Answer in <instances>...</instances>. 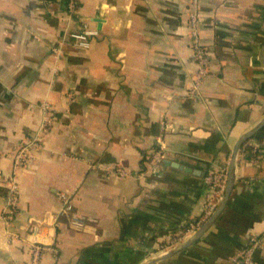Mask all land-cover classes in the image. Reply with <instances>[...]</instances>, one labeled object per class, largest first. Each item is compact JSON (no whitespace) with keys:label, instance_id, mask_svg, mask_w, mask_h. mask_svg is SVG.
Masks as SVG:
<instances>
[{"label":"crops","instance_id":"obj_1","mask_svg":"<svg viewBox=\"0 0 264 264\" xmlns=\"http://www.w3.org/2000/svg\"><path fill=\"white\" fill-rule=\"evenodd\" d=\"M67 1L0 0V264H32L34 246L36 264H146L201 216L204 177L264 119V0H76L71 18ZM84 26L99 32L88 50L53 55ZM193 28L208 56L201 80ZM44 104L52 121L16 171L8 221L14 152L40 135ZM241 147L219 215L156 264H235L262 237L264 132Z\"/></svg>","mask_w":264,"mask_h":264},{"label":"built area","instance_id":"obj_2","mask_svg":"<svg viewBox=\"0 0 264 264\" xmlns=\"http://www.w3.org/2000/svg\"><path fill=\"white\" fill-rule=\"evenodd\" d=\"M68 18H71L76 9V0H68ZM194 23V20L192 21ZM99 36V32L96 29L88 28L84 26L79 30H66L63 36L60 38L57 47L52 49L53 55L58 56L61 53V48L67 46L75 50H88L91 47V44L94 39ZM191 46L195 53L196 58V78L201 80L208 75V56L205 50L199 45L197 34L195 28L191 32ZM44 110V124L41 128L40 135L30 142L24 143L22 146L17 148L13 156V176L9 180V195L7 200L2 208L3 216L6 220L11 221L15 211L18 206V192H17V181H16V171L22 166L27 158L29 157V149L35 146L40 142L41 136L47 133L48 127L52 121V116L49 113V108L47 105H43ZM166 129L171 130V125H165ZM231 158H229L225 164L208 173L204 177V186L205 193L203 196V209L201 216L193 223L188 225L187 230L184 235L193 236L216 212L219 204L221 203L224 193L227 187V170L228 165L230 164ZM148 169L147 172L154 176H159L160 174V165L163 162V152L160 145L155 148L149 157L148 160ZM117 174L122 177L127 176L126 172L122 168H117ZM61 200L63 202V211L69 212L72 210L70 199L71 195L62 194ZM2 216V217H3ZM5 221V220H4ZM70 224L72 227L77 229H82L85 227V219L77 216L75 214L71 215ZM264 239V233L262 237H251L247 240L243 248H241L234 256L233 262L235 264H255L254 254L262 248V240ZM178 240L169 241L164 248L160 249V255H166L167 253L176 250ZM42 248L39 246L33 247V258L32 264H36Z\"/></svg>","mask_w":264,"mask_h":264},{"label":"water","instance_id":"obj_3","mask_svg":"<svg viewBox=\"0 0 264 264\" xmlns=\"http://www.w3.org/2000/svg\"><path fill=\"white\" fill-rule=\"evenodd\" d=\"M263 127H264V119L253 130H251L245 136H243L238 141L237 145L235 146V148L233 150V154H232L231 160H230V164H229L227 187H226V190H225V193H224V197H223L221 203L219 204L216 212L213 214V216L193 235L194 237L191 240H189L188 242H186L179 249L173 250V251L167 253L162 258L150 260L146 264H156L160 260H163V259H166L168 257H171L174 253H176L180 249L184 248L185 246H187L188 244H190L194 239H196L211 224V222L219 215V213L221 212L222 208L224 207V205H225V203H226V201L228 199V196H229V193H230V190H231V185H232L231 184V180H232V170H233V167H234V162H235V157H236L237 151L239 150V148L242 146V144L244 142H246L248 139L252 138ZM175 167H176V165H175ZM186 171L190 172L189 169H187Z\"/></svg>","mask_w":264,"mask_h":264},{"label":"trees","instance_id":"obj_4","mask_svg":"<svg viewBox=\"0 0 264 264\" xmlns=\"http://www.w3.org/2000/svg\"><path fill=\"white\" fill-rule=\"evenodd\" d=\"M263 132H264V127H263L261 130H259L254 136L259 137ZM254 136H253V137H254ZM253 137H252V138H253ZM245 143H246V142H245ZM245 143L242 145L241 148L244 147ZM207 175H208V173H207ZM187 228H188V225L185 226V227L183 228V232H182V234L179 235V236H177V237H174L172 241L177 240L178 238L182 237V236L184 235L185 231L187 230ZM164 245H165V244H164ZM164 245L161 246L160 249L164 248Z\"/></svg>","mask_w":264,"mask_h":264},{"label":"rangeland","instance_id":"obj_5","mask_svg":"<svg viewBox=\"0 0 264 264\" xmlns=\"http://www.w3.org/2000/svg\"><path fill=\"white\" fill-rule=\"evenodd\" d=\"M152 260H154V259H152Z\"/></svg>","mask_w":264,"mask_h":264}]
</instances>
